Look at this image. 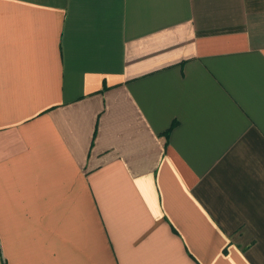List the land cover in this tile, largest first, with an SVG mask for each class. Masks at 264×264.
Wrapping results in <instances>:
<instances>
[{
    "label": "crops",
    "instance_id": "0c3cea01",
    "mask_svg": "<svg viewBox=\"0 0 264 264\" xmlns=\"http://www.w3.org/2000/svg\"><path fill=\"white\" fill-rule=\"evenodd\" d=\"M0 264H264V0H0Z\"/></svg>",
    "mask_w": 264,
    "mask_h": 264
},
{
    "label": "trees",
    "instance_id": "16d2710c",
    "mask_svg": "<svg viewBox=\"0 0 264 264\" xmlns=\"http://www.w3.org/2000/svg\"><path fill=\"white\" fill-rule=\"evenodd\" d=\"M0 254H1V251H0Z\"/></svg>",
    "mask_w": 264,
    "mask_h": 264
}]
</instances>
